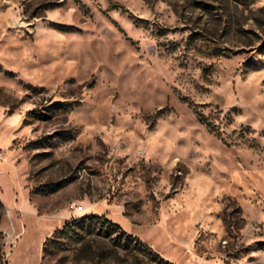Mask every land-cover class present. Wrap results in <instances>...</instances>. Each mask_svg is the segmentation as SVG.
I'll return each instance as SVG.
<instances>
[{
    "label": "rangeland",
    "instance_id": "obj_1",
    "mask_svg": "<svg viewBox=\"0 0 264 264\" xmlns=\"http://www.w3.org/2000/svg\"><path fill=\"white\" fill-rule=\"evenodd\" d=\"M89 215L264 264V0H0V264H160Z\"/></svg>",
    "mask_w": 264,
    "mask_h": 264
},
{
    "label": "trees",
    "instance_id": "obj_2",
    "mask_svg": "<svg viewBox=\"0 0 264 264\" xmlns=\"http://www.w3.org/2000/svg\"><path fill=\"white\" fill-rule=\"evenodd\" d=\"M96 228L105 230V232L111 236L117 235V239L121 243H124L123 248L125 250L135 249L146 254L154 262H159L160 264H173L154 252L150 246L143 244L138 238L126 233L120 225L112 222L106 216L89 215L67 222L63 229L57 230L54 233V238L51 239V242L53 244L56 243L55 237L60 239L78 238L81 235L80 231L89 232Z\"/></svg>",
    "mask_w": 264,
    "mask_h": 264
},
{
    "label": "built area",
    "instance_id": "obj_3",
    "mask_svg": "<svg viewBox=\"0 0 264 264\" xmlns=\"http://www.w3.org/2000/svg\"><path fill=\"white\" fill-rule=\"evenodd\" d=\"M82 209H83V206H81V205H73V207H72L73 212H81Z\"/></svg>",
    "mask_w": 264,
    "mask_h": 264
},
{
    "label": "bare ground",
    "instance_id": "obj_4",
    "mask_svg": "<svg viewBox=\"0 0 264 264\" xmlns=\"http://www.w3.org/2000/svg\"><path fill=\"white\" fill-rule=\"evenodd\" d=\"M85 210H86V209L83 207V209H82V211H81V212H85Z\"/></svg>",
    "mask_w": 264,
    "mask_h": 264
}]
</instances>
